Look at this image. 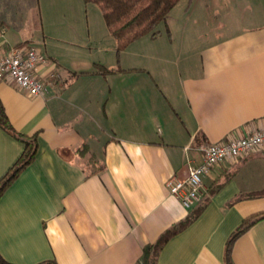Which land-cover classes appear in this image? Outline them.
Masks as SVG:
<instances>
[{
	"label": "crops",
	"instance_id": "obj_1",
	"mask_svg": "<svg viewBox=\"0 0 264 264\" xmlns=\"http://www.w3.org/2000/svg\"><path fill=\"white\" fill-rule=\"evenodd\" d=\"M180 1L166 20L169 37L143 36L117 63L116 41L107 27L90 29L83 1L0 0V55L33 45L51 62L40 68L59 75L44 97L0 80L9 121L37 133L38 143L0 197L6 261L140 264L143 247L190 209L166 181L185 177L202 146L264 123V0H186L174 13ZM83 143L104 163L100 173L82 168L88 154L75 151ZM22 148L0 128V177ZM226 170L233 177L164 244L156 264H223L230 233L264 212V195L228 204L264 188V147L216 165L204 191ZM231 255L235 264H264V218L235 240Z\"/></svg>",
	"mask_w": 264,
	"mask_h": 264
},
{
	"label": "trees",
	"instance_id": "obj_2",
	"mask_svg": "<svg viewBox=\"0 0 264 264\" xmlns=\"http://www.w3.org/2000/svg\"><path fill=\"white\" fill-rule=\"evenodd\" d=\"M84 4L96 5L103 17L104 23L109 34L116 41L115 57L119 62V54L133 41L148 35L154 38L160 30L157 28L161 23L164 24L167 36L169 30L166 26V20L170 11L178 3L179 0H82ZM190 0H188L189 4ZM96 67L103 74L111 70L100 64L95 63ZM0 128L10 134L23 145L22 151L8 170L0 177V197L6 188L16 179L20 172L29 165L35 158L38 143L37 133L23 134L17 131L9 121L4 106L0 100ZM75 153L87 158L82 162V168L87 175L98 174L104 170V163L97 156L89 151L88 145L83 143ZM233 177L231 171H222V173L210 183L203 192L200 199L194 203L188 210L187 215L180 221L173 223L165 229L157 239L143 247L142 258L140 264H156L159 251L164 244L174 235L185 229L192 223L208 205L211 198L219 192V190ZM264 195V188L254 190L246 194H238L232 198L228 204L236 200H242L250 197H258ZM264 218V212L253 214L244 220L230 233L226 239L223 253V264H235L232 260V247L235 240L250 228L254 223ZM0 264H12L6 261L0 255ZM36 264H57L53 259L43 260Z\"/></svg>",
	"mask_w": 264,
	"mask_h": 264
},
{
	"label": "built area",
	"instance_id": "obj_3",
	"mask_svg": "<svg viewBox=\"0 0 264 264\" xmlns=\"http://www.w3.org/2000/svg\"><path fill=\"white\" fill-rule=\"evenodd\" d=\"M51 62L33 45L11 46L0 55V80L30 97H44L59 75L52 69L43 71ZM264 147V123L252 126L242 137L229 136L201 147V160L188 166L185 177L172 176L166 181L170 194L186 208L196 203L204 192L203 177L220 163H235Z\"/></svg>",
	"mask_w": 264,
	"mask_h": 264
},
{
	"label": "rangeland",
	"instance_id": "obj_4",
	"mask_svg": "<svg viewBox=\"0 0 264 264\" xmlns=\"http://www.w3.org/2000/svg\"><path fill=\"white\" fill-rule=\"evenodd\" d=\"M74 1L77 2V1H82V0H74ZM184 4H186V0H181L179 2V4L176 6V8H175L176 10H175L174 13H179V11L181 10V8L183 7ZM85 6H86L87 13H88V16H89L90 24L92 26V27H90V29H94L93 26L95 25V27H96L97 26L96 25L97 23H98L99 26L101 25V27H104L105 28L106 25L104 23V20H103V17H102V14H101L99 8L96 5H94V4H85ZM173 15H177V14H172L171 15V18H169L168 21L171 22V20L173 19L172 18ZM172 26H173V24H172ZM178 27H179V25H177V28ZM157 28L159 30H161V31H165L166 32V29H165V26H164L163 23H161L160 25H158ZM174 29H176V26H174Z\"/></svg>",
	"mask_w": 264,
	"mask_h": 264
}]
</instances>
